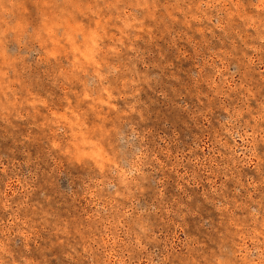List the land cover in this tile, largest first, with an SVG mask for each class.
<instances>
[{
  "label": "rangeland",
  "instance_id": "374dc122",
  "mask_svg": "<svg viewBox=\"0 0 264 264\" xmlns=\"http://www.w3.org/2000/svg\"><path fill=\"white\" fill-rule=\"evenodd\" d=\"M232 8L0 0V239L17 264H264V139L235 173L205 159L210 89L264 113V20ZM157 136L189 163L113 178Z\"/></svg>",
  "mask_w": 264,
  "mask_h": 264
},
{
  "label": "clouds",
  "instance_id": "9594fccd",
  "mask_svg": "<svg viewBox=\"0 0 264 264\" xmlns=\"http://www.w3.org/2000/svg\"><path fill=\"white\" fill-rule=\"evenodd\" d=\"M43 3H48L49 0H41ZM201 3H205V0H200ZM225 3L233 5L231 9L236 15H246L247 12H251L253 15L259 16L264 20V0H224ZM215 3H221V0H215ZM211 95L206 96L208 100V106L204 109L201 115L202 124L204 128L203 142L205 147L208 148L205 154V159H218L214 172H218L221 175L226 173H235L238 166H241L245 162H251L256 157L254 150L251 155L245 156V152L248 149L245 147L250 142V138L254 139L256 135H261L264 139V128H259L257 131V123H247L244 120V115L247 114L249 120H261L264 121V113L260 116H253L252 112L247 108H238L235 103H228L229 97L227 92L223 89L222 82L214 89H210ZM218 100L217 108L220 112L219 119H213L216 116V110L211 107L213 100ZM203 103V101H202ZM223 105L227 109L220 106ZM264 107V105H262ZM239 109V110H237ZM243 120L244 126L237 127L236 122ZM110 127V126H109ZM251 129V131H249ZM82 129H78L73 126L69 129L65 136L62 138L68 141L66 147L68 151L64 155H68L76 163L81 162V158H78V149L73 147L72 141L79 144V135ZM89 134L96 138V130L89 129ZM75 132L76 136L73 137L72 133ZM139 138V137H138ZM140 139V138H139ZM146 137L143 136L144 141ZM242 141L243 143H238ZM175 141L167 136H157L151 144H145L134 155L132 165L127 168L116 166V177L123 172L127 181L135 182V180L143 175L149 169H155L157 172H163L171 165L175 170L176 168L183 167L185 163H189L184 160L181 154L182 149L174 147ZM58 151H63V146H57ZM107 167H112L107 165ZM188 176V173H185ZM191 179V176L188 177ZM227 179V176H225ZM184 180V177H181ZM215 183V181H213ZM183 207V205H181ZM183 219V217H181ZM0 264H17V260L12 255L7 239H0ZM219 264V261H216Z\"/></svg>",
  "mask_w": 264,
  "mask_h": 264
}]
</instances>
